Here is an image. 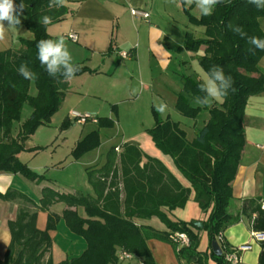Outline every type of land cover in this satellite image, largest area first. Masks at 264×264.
I'll list each match as a JSON object with an SVG mask.
<instances>
[{
  "label": "trees",
  "instance_id": "1",
  "mask_svg": "<svg viewBox=\"0 0 264 264\" xmlns=\"http://www.w3.org/2000/svg\"><path fill=\"white\" fill-rule=\"evenodd\" d=\"M15 3L19 5L21 0ZM22 3L24 12L19 25L29 30L32 37L20 39L19 49L0 50V172L50 183L43 173L21 162L18 154L43 149L39 146L26 149L25 142L38 126L50 123L67 91V82L62 77L49 76L40 64L37 43L42 39L54 40L46 27L64 20L69 11L66 6L49 8L50 0H22ZM185 12L190 23L204 28V37L194 38L188 34L179 49L197 52L203 46V54L198 58L201 68L208 74L213 65L222 67L225 74L232 77L233 86L219 106L208 109L206 123L195 131L190 141L177 122L161 120L153 108L155 124L147 133L189 181L194 201L208 213L203 226L198 228L191 222L171 220L161 211L162 207L182 208L190 189L182 187L158 159L143 154L137 144L126 142L119 152L116 147L109 148L103 165L87 169V181L94 195L65 193L49 185L41 189L37 201L13 189L0 192L1 200L20 201L15 219L7 222L10 239L0 264H121L120 250L133 255L141 264H157L147 245L150 239L171 244L178 264H209V261L223 264V254L214 255L211 242L217 240V235L230 223L244 215L250 219L252 230L264 232V203L261 204L264 199L261 197L244 199L235 216L228 212L231 183L246 145L247 101L250 97L264 95V68L259 64L264 51L249 52L246 38L227 28L232 22L241 26L248 36L264 37V29L259 24V19L264 18V9L258 10L247 0H225L215 6L211 16L195 17ZM45 15L51 17L47 25L41 22ZM111 42L109 49L113 50ZM21 64H27L37 79H24L17 71ZM75 64L80 69L75 76L96 72L84 63ZM201 82L191 77L183 79L175 108L185 118L194 119L202 109L191 104L193 99L203 98L204 93L199 89ZM31 83L36 89L34 96L29 93ZM24 104L32 111L27 119L19 122ZM96 124L98 128H110L114 121L100 117ZM69 125V119H64L60 128L66 129ZM14 128L15 134L12 133ZM99 144V132L94 130L77 142L71 155L78 159ZM142 158L146 159L143 163ZM56 203L65 206L61 215L50 211ZM77 208L83 209L84 216L78 214ZM38 212L46 213L44 229L37 226ZM153 216L165 226V231L134 222L135 218ZM60 220L71 233L83 239L85 247L80 254L55 263L50 254L49 231L55 230ZM201 230L208 237L207 252L198 250ZM174 233H184L188 245L177 248L170 238ZM259 243L258 264H264V240Z\"/></svg>",
  "mask_w": 264,
  "mask_h": 264
},
{
  "label": "crops",
  "instance_id": "2",
  "mask_svg": "<svg viewBox=\"0 0 264 264\" xmlns=\"http://www.w3.org/2000/svg\"><path fill=\"white\" fill-rule=\"evenodd\" d=\"M161 2L163 0H66L65 6L69 11L66 18L48 25L46 31L54 40L60 37L64 38L74 64L84 63L96 72H85L66 81L67 91L58 109V111L62 109L65 119L70 121V125L61 131V134H65L61 139V146H65L66 157L54 158L56 149H53L51 145L44 146L42 150L23 151L18 154V159L21 162L32 170L43 173L50 183L31 181L20 174L0 172V192L13 189L25 193L37 201L40 198L41 189L49 185L65 193L94 195L93 189L87 181V169L103 165L105 154L109 148L116 147L119 152L122 144L130 142L137 144L143 154L158 159L182 187L190 189L182 208L177 207L170 210L167 207H162L161 211L171 220L200 221L202 223L206 220L208 213L203 212L194 201V191L189 181L178 171L173 160L154 145L147 133V130L155 124L153 108L158 112L161 120L169 119L177 122L179 127L185 131L186 139L190 141L194 137L195 131L206 123L208 109L212 106H219L222 101L220 99L213 101L210 106H201V111L193 121L183 117L176 110L175 103L177 95L182 90L184 77L201 81L207 78V74L198 62V58L203 54V46L197 52L179 49V46L182 45L188 34L194 38H202L204 35L195 37L191 32L186 31L183 42L173 50L175 53L170 52L167 48L168 28L174 27V24L169 21V18L163 17L165 16L164 12L159 6ZM178 2L187 22L197 30L201 31L202 29L203 33L204 28L190 23L185 12L187 10L192 14L191 11L195 4L189 6L183 0H178ZM130 8H142L148 11V21L143 22V19L132 17ZM193 16L200 17L201 14ZM5 26L7 27V22H5ZM23 27L18 25L15 29H8L5 39L0 41V50L19 49L21 47L20 39H30L32 34L25 27L22 36L16 33H14L16 35H11V32H16V30L19 32ZM70 33L76 34L75 41L67 38ZM111 41H113V50L109 49ZM120 52H127L128 56L121 57ZM259 64H264V57L261 58ZM29 93L32 96L36 94L33 83L30 85ZM161 102L167 105V110L164 113L157 110V105ZM191 104L200 106L196 104L195 99L191 101ZM25 111L28 115L29 109L23 106L19 122H23L29 117L24 116L22 119ZM71 111L90 113L96 119L100 117L112 119L114 121L112 127L115 128L116 134L122 136L121 142L111 144L113 139L108 135L105 140H102L104 138L101 132H105L107 128H98L96 123L90 121L84 124L75 123L70 117ZM201 114L203 117L198 123ZM52 117L46 126L51 125ZM15 124L18 125V123ZM73 125L82 126L81 131L73 140H69L67 131H70ZM94 130L99 132V146L84 153L78 159L71 157V151L77 142ZM12 133H16L15 128ZM33 135L25 142L26 149L39 146L29 145ZM249 141L246 135L242 158L231 183L232 200L228 212L232 216L240 212L244 199L252 197L264 199V150L257 146L264 142L260 143L255 138H250ZM38 156H47V160L36 161ZM145 161L146 159L142 158V163ZM122 196L123 194L121 198ZM19 206L20 201L18 200L4 201L0 199V259H2L10 239L7 222L15 219ZM64 207L62 203H56L50 207V211L61 215ZM77 212L84 216L82 208H77ZM45 222L46 213L38 212V228L44 229ZM134 222L137 225L150 226L158 231L166 230L165 226L154 216L147 219L135 218ZM63 232L69 237L70 247L75 243V246H72L75 252L72 250L60 252V260L57 262L80 254L85 247L82 239L70 237L64 229ZM251 232L250 219L244 215H241L238 221L230 223L221 232L223 244L227 246L237 247L241 244L251 246L249 250L240 252V260L236 264H258L261 247L260 243L253 239ZM49 235L53 244V238L57 235V226L55 230L49 231ZM147 245L157 264H178L171 244L150 239L147 240ZM208 245L206 232L199 231L198 250L207 252ZM63 247L64 249L68 248L65 244ZM50 254L55 262L52 246ZM209 264H214V262L209 261Z\"/></svg>",
  "mask_w": 264,
  "mask_h": 264
},
{
  "label": "clouds",
  "instance_id": "3",
  "mask_svg": "<svg viewBox=\"0 0 264 264\" xmlns=\"http://www.w3.org/2000/svg\"><path fill=\"white\" fill-rule=\"evenodd\" d=\"M175 3V0H171ZM187 5H196L202 16H211L217 4L224 3L225 0H183ZM258 10L264 9V0H247ZM66 0H50L49 8L65 6ZM24 12V5H17L15 0H0V41H3L8 29H15L21 23L20 16ZM7 22V27L5 26ZM41 22L47 25L51 22L50 16H43ZM227 28L234 33L246 38L250 45L248 51L255 54V50L264 51V37L248 36L243 28L232 22L227 24ZM37 58L49 76L53 78L62 77L64 81H70L80 70L79 66L73 63V57L63 37L56 40L42 39L37 43ZM18 73L26 80L34 81L37 79L27 64H21L17 69ZM233 80L230 75H226L223 68L213 65L207 74V78L199 84V89L204 93L203 98L198 97L196 104L200 106H210L213 101H218L226 97L232 89ZM157 110L161 113L166 112L167 105L161 102L157 105Z\"/></svg>",
  "mask_w": 264,
  "mask_h": 264
},
{
  "label": "rangeland",
  "instance_id": "4",
  "mask_svg": "<svg viewBox=\"0 0 264 264\" xmlns=\"http://www.w3.org/2000/svg\"><path fill=\"white\" fill-rule=\"evenodd\" d=\"M161 3L159 4V6L164 12L165 16H163V17L169 18V21L172 24H174V27L168 28V31H169L168 41L169 42H168L167 48L170 52H173V50L176 48V46H178L179 44H181L183 42L184 33L186 31L191 32L195 37H199V36L203 35L202 29H201V31L197 30L196 28H194V26H192L191 24H189L187 22L185 16L183 15V13L181 11V7L179 5L178 0H175V3L171 2V0H163V2H161ZM191 12L193 15H196V16H198L200 14L196 5L192 9ZM144 21H148V19L143 20V22ZM259 24H260L261 28L264 29V19L261 18L259 20ZM24 29L25 28L23 27V28H20L19 32H18V30H16V32H11V35L17 34V35L22 36L23 31H25ZM14 33H16V34H14ZM173 53H175V52H173ZM260 67L264 68V64H260ZM23 106L27 107V109H29V114H30L31 107L27 104H24ZM26 114H27L26 111L23 112L22 119L24 118V116L25 117L29 116V114L28 115H26ZM202 117H203V114H201V116H199L198 123L201 122ZM64 119H65V116L62 112V109H60L56 114L53 115L50 126L41 125V126L37 127V129H36V131L32 137V140L29 141V145H31V144L32 145H39L40 147H43V149H44V146L51 145L53 149L54 148L56 149V154L54 155V158H65L67 155V153L65 151V146L64 145L61 146V139L65 134L63 132L62 133L64 135L61 134V131L63 129L60 128ZM191 121H193V119ZM244 125H245V131H246L248 141L250 138H255V140L260 142V143L264 142V95L253 96V97H250L248 99L247 105L245 108ZM81 127L82 126L73 125L70 128V131H67V134L69 136V140H73V138L78 135V133L81 131L80 130ZM101 135L104 138L102 140H105L107 138L106 135L110 136V138L113 139L111 144H117V143L119 144L122 140L121 134H119V135L116 134L114 127L107 128L105 130V132H101ZM82 136H84V135H82ZM249 142H251V141H249ZM104 145H106V144H104ZM101 149H103V148H101ZM101 149H99V150H101ZM70 156L72 157L71 154H70ZM46 157L47 156H38L36 158V161H39L42 159H44L46 161L47 160ZM63 229L66 230V232L68 233V235H70V237H77L79 239H82L80 236L71 233L67 229V227L65 226L64 222L61 220L57 225V235L53 238V244H52V249H53V253H54L53 257H54L55 262L60 260L59 259V255H60L59 253L60 252H62L64 250H67V251L72 250L73 252H75V249L72 248V246H75V243H73L72 246L70 247L71 244L69 245V243H70L69 237L67 235H65V233L63 232ZM82 241H83V239H82ZM64 244L66 246H68L67 249H64V247H63ZM121 264H141V262H140V260L133 258V259L127 261L126 263L123 261Z\"/></svg>",
  "mask_w": 264,
  "mask_h": 264
},
{
  "label": "built area",
  "instance_id": "5",
  "mask_svg": "<svg viewBox=\"0 0 264 264\" xmlns=\"http://www.w3.org/2000/svg\"><path fill=\"white\" fill-rule=\"evenodd\" d=\"M130 14L134 18L143 19L146 20L149 17L148 11L142 9V8H130ZM67 38L69 40L75 41L76 40V34L70 33L67 35ZM121 57L128 56L127 52H120ZM71 119L78 124H84L88 121L96 123L97 119L96 117L92 116L90 113H81L78 111H71L70 112ZM261 150H264V143H261L257 145ZM264 203V201H261V204ZM251 235L255 241H262L264 240V232L260 231H254L252 230ZM170 238L172 241L176 244L177 248L185 247L188 245V238L184 233H174L170 235ZM217 241L219 245L222 248V254H223V264H236L240 260V252L249 250L251 246L249 244H241L237 247H231L223 244V239L221 232L217 235ZM133 255L126 253L125 251L120 250L118 252V259L119 261H128L133 259Z\"/></svg>",
  "mask_w": 264,
  "mask_h": 264
},
{
  "label": "water",
  "instance_id": "6",
  "mask_svg": "<svg viewBox=\"0 0 264 264\" xmlns=\"http://www.w3.org/2000/svg\"><path fill=\"white\" fill-rule=\"evenodd\" d=\"M191 223H192V225H194V226H196L198 228H201L203 226V223L200 222V221H192ZM211 250H212L213 254L216 255V256H221L222 255V248L219 245L217 240H213L211 242Z\"/></svg>",
  "mask_w": 264,
  "mask_h": 264
}]
</instances>
